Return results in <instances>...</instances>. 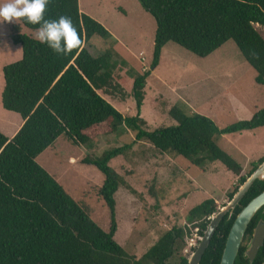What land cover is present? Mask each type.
<instances>
[{
  "label": "trees",
  "instance_id": "16d2710c",
  "mask_svg": "<svg viewBox=\"0 0 264 264\" xmlns=\"http://www.w3.org/2000/svg\"><path fill=\"white\" fill-rule=\"evenodd\" d=\"M154 20L151 60L140 73H130V95L135 115H125L98 92L112 94L111 53L91 55L84 47L92 35L109 36L106 28L79 11L77 0H50L45 18H71L83 44L68 56L57 55L34 37L12 32L21 56L1 68L0 104L22 119L16 132L7 138L0 132V264H186L180 254L184 237L193 228L200 235L215 209L204 199L187 209L183 225L171 226L139 257L127 253L112 239L113 194L121 177L107 165L109 158L129 146L108 149L96 159H84L103 175L97 191L110 213L107 230L101 229L72 199L35 157L59 135L73 145L84 144L97 134L115 132L118 126L135 130L134 141L146 140L159 154L182 156L201 166L218 161L241 183L264 155L250 163L246 174L229 154L213 140L217 133L240 132L264 126V107L249 119L223 127L200 113H186L177 104L167 114L172 124L146 128L138 116L145 79L157 65L161 47L173 42L196 56H205L226 40L254 71V82L264 84V37L253 24L264 26V0H137ZM37 30L39 25L18 21ZM113 66V67H112ZM126 186V185H125ZM237 186L227 192L230 198ZM264 189V179L253 180L232 212L217 223L198 264H218L225 236L240 208ZM259 210L246 226L249 232ZM264 252V240L260 247ZM176 254L174 260H171Z\"/></svg>",
  "mask_w": 264,
  "mask_h": 264
},
{
  "label": "rangeland",
  "instance_id": "374dc122",
  "mask_svg": "<svg viewBox=\"0 0 264 264\" xmlns=\"http://www.w3.org/2000/svg\"><path fill=\"white\" fill-rule=\"evenodd\" d=\"M3 2L6 0H0V3ZM84 2L95 12L100 5L105 6L109 12L113 8L121 18L120 23H115V27L122 31L129 28L136 32V37L119 35V44L114 43L108 35H92L86 42L89 52L94 56L104 51L110 52L111 61L115 64L112 74H117L114 69L119 64L126 67L125 77H131L129 72L137 73L141 66H145L142 71L147 69L151 60L155 23L141 9L138 1ZM116 6L125 9V17H121ZM136 8L145 14L143 17L139 16L142 22L137 16ZM107 21L111 23L113 17L109 16ZM136 22L141 23L140 28ZM253 25L264 37L263 26ZM14 31L34 37L37 30L28 29L18 22L0 24V91L2 66L21 56L20 46L12 43L9 38ZM172 50H175L174 54H170ZM169 54L176 61L167 62ZM124 81L126 82L118 85L113 74V84L117 87L112 92L111 99L120 103L119 95H123L125 103L121 102L117 108L122 109L126 104L130 109L126 108L124 114L135 115L134 101L127 80ZM143 90L138 116L145 120L147 129L172 124L173 121L167 114L172 104H177L186 113L208 116L218 127L249 119L254 111L264 107V84L254 82L253 69L241 57L231 40H226L202 57L173 42H166L163 55L155 70L146 77V88ZM98 92L104 95L101 91ZM20 120L18 113L7 111L0 104V132L8 135L15 127L13 125H17ZM134 134L135 130L121 125L115 132L97 134L88 142L77 145L59 135L35 157V161L60 184L93 222L107 230L110 213L97 193L103 175L94 165L83 160L96 159L108 149L129 144L121 154L107 161V165L124 183L113 194L115 229L112 239L137 258L163 231L171 226L183 225L186 211L191 206L204 199H211L215 204L214 210L218 209L228 199L227 192L237 186V176L218 161L205 160L201 166H197L182 156L159 154L146 140L134 141ZM213 140L239 163L243 175L250 169L252 161L264 155V127L217 133L213 135ZM191 233L193 229L184 237L179 252L185 257L194 247L188 249L186 245ZM175 257L176 254L171 260Z\"/></svg>",
  "mask_w": 264,
  "mask_h": 264
},
{
  "label": "water",
  "instance_id": "95a60500",
  "mask_svg": "<svg viewBox=\"0 0 264 264\" xmlns=\"http://www.w3.org/2000/svg\"><path fill=\"white\" fill-rule=\"evenodd\" d=\"M255 179H264V159L260 161L255 168L245 176L244 180L237 185L231 197L228 198L218 209L211 212L202 233L197 237L193 249L185 257L186 264H198L199 259L204 249L207 247L221 217L226 212L228 214L231 212L233 207L237 204L244 192ZM260 207H262L261 211H264V189L250 198L235 214L225 236L218 264H232L247 223ZM252 231V238L247 250L251 254H254L264 238V221H259ZM261 264H264V261Z\"/></svg>",
  "mask_w": 264,
  "mask_h": 264
},
{
  "label": "clouds",
  "instance_id": "9594fccd",
  "mask_svg": "<svg viewBox=\"0 0 264 264\" xmlns=\"http://www.w3.org/2000/svg\"><path fill=\"white\" fill-rule=\"evenodd\" d=\"M50 0H6L0 3V24L24 20L39 25L34 39L47 45L55 54L68 56L80 49L83 41L72 20L68 16H60L51 20L45 18Z\"/></svg>",
  "mask_w": 264,
  "mask_h": 264
},
{
  "label": "crops",
  "instance_id": "0c3cea01",
  "mask_svg": "<svg viewBox=\"0 0 264 264\" xmlns=\"http://www.w3.org/2000/svg\"><path fill=\"white\" fill-rule=\"evenodd\" d=\"M95 3H98V1L97 2H95ZM77 4H78V8H79V11H81L82 13H85V14H87V15H89V16H91L93 19H95L96 21H98L99 23H101L105 28H106V30H107V32L109 33V37H111V39H112V41L114 42V43H117V44H119L120 43V38H119V35H123V34H125V35H128L129 37H131V35H134L135 37H136V32H135V30H132V29H130L129 30V28H127L126 30H120L119 28H117V27H115V23L117 24V23H120L119 21H120V17H118V15L114 12V10H113V8H111L110 9V12L109 11H107V8L105 7V6H102V5H100L99 6V10L97 11V12H95V11H93V9L89 6V4L87 3V2H84V0H77ZM133 4H135V2H133ZM138 5H139V3H138ZM117 7V9H118V13H120L122 16V18L123 17H125V9H122L120 6H116ZM137 9V8H136ZM142 9V8H141ZM111 13V14H109V13ZM145 12V11H144ZM141 12H139V10L137 9V16H138V18H139V16L140 17H143L145 14H140ZM145 13H147V12H145ZM109 16H111V17H113V21L111 22V23H108V21H107V19L109 18ZM139 20H140V18H139ZM141 21V20H140ZM142 22V21H141ZM19 23V22H18ZM140 24L141 23H139V22H136V25L139 27L140 26ZM21 25V24H20ZM255 25H257L258 27L259 26H261V25H258V24H255ZM155 27V26H154ZM254 27H256V26H254ZM140 28V27H139ZM149 28H150V22H149ZM263 28H264V26H263ZM257 29V28H256ZM261 29V28H260ZM154 33V32H153ZM152 44H153V40H152ZM164 46H165V44L161 47V50H160V54H159V59L161 58V56L163 55V50H164ZM84 47L88 50V52H89V48L86 46V43H85V45H84ZM174 52H175V50H172L171 52H170V54L172 53V54H174ZM90 53V52H89ZM138 53H141V51H139ZM91 54V53H90ZM170 54L167 56L168 57V59H167V62H169V61H174L175 59H173V58H171L170 57ZM92 55V54H91ZM98 55V54H97ZM94 56V55H93ZM96 56V55H95ZM172 56V55H171ZM159 59H158V62H159ZM176 61V60H175ZM158 64V63H157ZM121 64H119L118 66H117V68L116 69H114L115 71H116V73L117 74H115V73H113L114 74V80L116 81L115 83H117L118 85H121V82H126V81H124V80H127V83H128V86H129V89H130V87H131V83H132V78L131 77H125V75H124V73L126 74V71L127 70H125L124 68H126V67H122V66H120ZM157 66V65H156ZM155 66V67H156ZM155 67L151 70V71H153V70H155ZM115 68V67H114ZM143 68H145V66H141L140 68H139V70H138V72L137 73H140L141 71H142V69ZM113 70V71H114ZM114 71V72H115ZM150 71V72H151ZM150 74V73H149ZM119 87H121V86H119ZM146 88V79H145V84H144V87H143V89H145ZM144 91V90H143ZM104 95H101L105 100H107L110 104H112L119 112H121V113H123L124 114V112L123 111H126L125 109L127 108V110H128V108L130 109V107L127 105V107H126V104H124L123 105V108L122 109H119V108H117V106H119L120 105V103L122 102H124V99L122 100V98H124L123 97V95H119V99L121 100L120 101V103H115V102H113L112 101V94H105V93H103ZM126 100V99H125ZM125 103V102H124ZM173 105V104H172ZM239 106H241V105H239ZM121 107V106H120ZM7 111H9V110H7ZM19 115V114H18ZM21 119V118H20ZM10 121V120H9ZM21 122H22V119L19 121V123L16 125H13V126H15V127H13V129L10 131V133L8 134V135H5L7 138H10L15 132H16V130L18 129V127H19V125L21 124ZM9 123H12V121H10ZM262 127H264V126H262ZM243 131V130H242ZM48 147V146H47Z\"/></svg>",
  "mask_w": 264,
  "mask_h": 264
},
{
  "label": "flooded vegetation",
  "instance_id": "af4514ba",
  "mask_svg": "<svg viewBox=\"0 0 264 264\" xmlns=\"http://www.w3.org/2000/svg\"><path fill=\"white\" fill-rule=\"evenodd\" d=\"M263 207V206H262ZM262 207H260L259 210V215L257 216L253 226L251 227V229L249 230V232H246V228L244 230V233L242 235V238L240 240V243L238 245V249L237 252L235 254V257L232 261V264H261L264 261V252L260 251V247L263 244V240L261 245L257 248V250L255 251L254 254H251L247 248L248 245L250 244V240L252 238V230L255 227V225L259 222V221H264V211H261ZM234 208V207H233ZM257 210V211H258ZM232 212V210H231ZM230 212V213H231ZM229 213V214H230ZM256 213V212H255ZM248 224V223H247Z\"/></svg>",
  "mask_w": 264,
  "mask_h": 264
},
{
  "label": "built area",
  "instance_id": "2783aa9c",
  "mask_svg": "<svg viewBox=\"0 0 264 264\" xmlns=\"http://www.w3.org/2000/svg\"><path fill=\"white\" fill-rule=\"evenodd\" d=\"M209 217H207L208 219ZM198 229L195 227L193 228V233H191V237H189L188 241H186V245H187V248L189 249V247L191 246H194L195 245V242L197 240V237H198Z\"/></svg>",
  "mask_w": 264,
  "mask_h": 264
}]
</instances>
